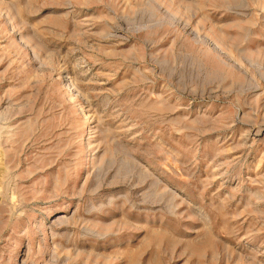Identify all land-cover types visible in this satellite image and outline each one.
Returning <instances> with one entry per match:
<instances>
[{"label":"rangeland","instance_id":"1","mask_svg":"<svg viewBox=\"0 0 264 264\" xmlns=\"http://www.w3.org/2000/svg\"><path fill=\"white\" fill-rule=\"evenodd\" d=\"M0 264H264V0H0Z\"/></svg>","mask_w":264,"mask_h":264}]
</instances>
